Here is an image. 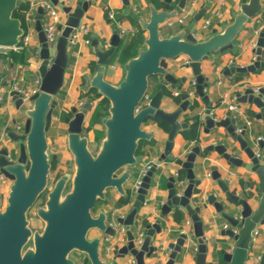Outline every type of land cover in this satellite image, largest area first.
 <instances>
[{"label": "water", "instance_id": "obj_1", "mask_svg": "<svg viewBox=\"0 0 264 264\" xmlns=\"http://www.w3.org/2000/svg\"><path fill=\"white\" fill-rule=\"evenodd\" d=\"M51 1L58 4V0ZM174 1L162 0L159 3L162 8L149 2L148 20L134 15L140 31L147 32V37L138 35L137 38L142 41L144 48L123 63L124 76L117 84L108 81L106 76L110 71L109 62L125 38L121 39L118 31H115L108 48H102L100 42L94 38L92 45L95 47L97 61L85 86L87 89H95L109 100V114L102 119L104 136L98 144L97 152L93 153L89 147V136L83 134L88 114L94 108L93 104L87 101L82 107L73 106L72 115L64 117L67 126L66 144L72 156V169L61 174L50 188L51 160L56 159L57 155L50 153L48 132L59 105L56 97L65 83L69 63V37L80 26L91 3L78 0L76 8L63 7L66 21L58 26L61 33L55 47L48 44L43 30L44 9L38 7L35 14L28 15L27 18L35 22V32L41 44L36 49L41 64L35 72L40 84L37 85V93L31 96L29 105L23 104L22 95L17 90H11L9 96L20 118L0 117V176L3 175L11 181L6 204L0 208V264H79L72 257L75 252L85 255L90 264H110L101 258L102 238L90 237L93 230L111 237L117 233L115 226L108 223V215L104 211L98 214L93 212L97 202L106 199L108 189H115L127 203L134 199L128 214L119 216L114 221L121 227L125 226L127 237V243L118 247L113 252L114 255H132L137 264H146L145 257L151 258L158 252L152 239L161 233L160 221L145 227V238L138 247L134 241L133 226L140 219L139 214L146 204L149 189L158 185V181L153 179L159 166L167 160L176 161L183 167L189 182L183 195L178 196L175 179L173 176L169 178L168 201L163 205V213L167 214L171 209L185 208L192 219L193 234L198 244L194 256L195 264H208V239L199 215L201 207H194L191 202L201 183V179L196 178L194 169L196 159L202 156L203 151L200 146L193 147L185 159H176L172 154L176 135L190 129V124L180 121V116L188 108H193L195 103L183 91L179 107L173 112H166L161 108L166 94L164 88H160L148 103L144 104V99L149 91L150 78L154 76H162L169 85L182 89L187 77L178 79L168 72V61L185 56L189 59L186 66L190 68L196 81L194 96L200 97L210 106L206 95L209 82L202 73L203 62L213 53L234 50L235 40L250 20L257 16L264 18V0H241L240 13L235 15L233 21L221 31L213 30L211 35L200 41L190 32V27L176 33L170 31L168 36H163L165 21L179 15L189 0H177L173 8ZM124 3L130 6L127 0ZM17 8H27V3L23 0H0V48L19 46L25 36L22 21L13 16ZM207 8L205 6L196 14L191 11L190 15H193L194 21H199ZM108 16L107 12L106 17ZM116 27L113 24V28ZM254 53L256 60L253 63L237 66L233 62L225 69V74H250L264 68V29L260 33ZM6 85L7 82H3V86ZM236 99L243 104H255L260 109L258 118H264V88L249 87L243 93L238 92ZM203 117L207 125L206 131L215 127L227 129L232 139L240 144V149L251 160V171L259 177L258 195L248 185H244L245 192L238 193L236 189H230L231 181L223 179L218 168L214 166L211 175L219 189L207 199L214 206L219 218L229 223L230 227L224 228L222 235L234 240V247L230 252L224 249L221 251L223 260L228 264H246L255 244L257 227L264 224V165H261L260 158L250 144L248 128L244 126L239 132V120L231 112L225 118L216 120L211 110L206 109ZM151 119L162 126L170 127L168 140L164 151L143 176L140 187L135 190L126 185L129 181H134V175L143 161V155L137 154L140 141H150L154 136L143 127ZM199 121L200 118H197L195 122ZM259 144L263 145L264 141L259 140ZM207 150L218 152L230 164H243L239 156L227 151L228 147L223 141L207 147ZM46 191L45 205L36 209V215L44 223V228L42 231H34L30 227L29 212ZM252 201L257 203L256 207ZM189 239L191 236L181 234L176 243L170 245L172 252L166 264L175 263ZM260 264H264V254Z\"/></svg>", "mask_w": 264, "mask_h": 264}, {"label": "crops", "instance_id": "obj_2", "mask_svg": "<svg viewBox=\"0 0 264 264\" xmlns=\"http://www.w3.org/2000/svg\"><path fill=\"white\" fill-rule=\"evenodd\" d=\"M23 1L26 2L27 0ZM65 1L67 0H58L57 4V7L62 10L61 17L63 22L66 21V14L63 12ZM68 1H70V6L73 8L77 7L78 0ZM86 1H90L91 4L88 7V10L84 13L81 26H85L89 29L88 37L91 39V43L87 44L84 41V37H82L78 43L69 45L68 47L69 63L65 73V83L59 95L56 97L59 105L56 108L53 125L48 132L50 153L57 155V158L60 150L51 152V147L53 145L59 149L64 148L69 152L66 144L67 126L64 122V117L72 115L71 109L73 106L79 107L80 102L84 101L86 103L89 101L82 96L87 91L91 90L86 88L85 82L92 76L94 72L92 64H96L97 61V57L94 53L95 47L92 45L94 38L100 42L102 48L109 47L110 40L115 31H118L121 39L125 35L129 37H138L140 34L144 35L146 38L147 32H141L139 26H135L132 17L138 15L139 17L148 20L150 17L149 2L157 5L158 8H162L159 4L162 0H127L130 6H126L124 0ZM176 1L177 0L173 3V8ZM222 2L225 4L221 5ZM188 4L191 6L190 12L194 11V14L199 13L205 6L208 8L199 21H194L193 15H189L184 24L175 22L173 26L169 27L164 23V37L168 36V32L170 31L176 33L186 27H190V32L195 35L196 40H203L211 35L213 30L221 31L224 26L233 21L235 15L240 13L241 0H189ZM214 7L220 9L221 17L215 19L211 27L206 31H199L197 28L198 25L205 17L207 18L210 16L211 10ZM36 11L37 9L31 14H35ZM107 12L109 13L108 17H106ZM27 17V30H25V34L28 33L30 35V42L25 48L27 64L22 65L19 62H10L8 58L2 56L6 55L8 52L5 54L3 51H0V90L3 94V100L0 102V117L4 118H13L17 116L14 102L9 96V92L12 90V85L14 83H17L22 89L37 88L36 81L38 76L35 75V72L41 64V59L36 49H39L41 44L39 42L38 34L35 32V22L29 20ZM113 24H116L117 27L113 28ZM258 29H260V33L262 29H264V18L260 16L251 19L245 29L239 33L234 42V50L213 53L207 61L203 62L202 73L204 77L208 78L209 82V88L206 89V95L209 98L210 106L200 97L194 96L192 101L196 103V107H190L185 113H182L180 121L190 124V129L185 131L193 132L194 123L197 118H200L197 139L189 140L184 136L183 132L177 134L174 138L172 154L176 159H185L193 147L196 146H200L201 151H203L202 156L197 157L194 169L196 178L201 179V183L197 187V191L193 194L191 202L194 207H201L199 215L203 220L205 236L208 239L206 258L208 264H228L223 260L221 251L224 249L227 252H230L234 247V240L230 239L227 235H222L224 226L228 225V228L230 227L229 223L219 218V214L216 212L214 206L210 205L207 200L214 191L219 189L217 182L213 180L211 175L213 172L212 167H217L222 178L231 181L230 189H236L238 193L245 192L244 185H248L249 189L258 195L260 183L258 175L251 171V160L244 151L240 149V144L232 139L227 129L224 127H215L206 131L207 125L204 122L203 116L205 110L210 109L216 120L225 118L226 114L230 111H228L225 106L220 105L222 98L226 97L230 101L235 99L239 106V111L231 113L239 120L238 129L242 130L244 126L248 128L250 144L256 152V155L260 158L261 165H264V144L260 145L258 141V137H264V118H258L260 109L255 104H243L236 99L238 92L243 93L245 89L249 87L254 89L264 88V68L258 72L250 74L234 73L232 76L225 74V69L233 62H236L237 66H247L252 63L255 49L254 43H257L260 36V34L259 36L255 34V31ZM143 48L144 44L140 41L139 50ZM184 59L185 56H180L168 61V72L174 74L178 79H181L184 76L187 77L186 83L182 85V92L189 88L192 80H195L190 68L183 65ZM109 65L110 71L108 72L106 79L117 84L124 76L123 63L117 59H113L112 61L110 60ZM112 66L115 67L112 68ZM3 82H7V85L3 86ZM160 83H163L164 87L171 94L175 90H179L178 87L175 88L166 83L162 76H154L150 78V87L147 93L149 99L154 96V94L151 95V91L158 89ZM169 93L164 95L161 108L166 112H173L179 107V103L176 102L173 94L170 95ZM92 104L94 107L95 102H92ZM60 116L62 117V120L59 118ZM89 117L90 113L88 114L87 120ZM86 123L85 127L87 126ZM143 127L147 131L152 132L154 136L150 141H140L138 149L140 151L139 154L143 155V161L134 175V181H129L126 187L134 186L142 169L151 161L155 162L157 160L160 154L164 151L165 144L168 140V133L170 131L169 126L166 128L165 125L162 126L157 121L151 119L145 122ZM84 135H88L90 138L91 134ZM218 141H223V144L228 147L227 151L239 156L243 160V164H230L223 159L218 152L207 150V147L216 145ZM151 146L155 148L153 152ZM70 159L72 165L71 153ZM179 169L180 166L176 161L167 160L161 163L159 170L153 179L154 181H158V185H154L149 189L146 204L143 206L139 214V224L137 223V225L134 226L133 232L135 234L138 230L145 228L140 224L143 220L148 221V224H154L157 221H160V226L162 227L161 233L156 234L152 239L153 244L158 247V252L152 255L151 258L145 257L146 264H166L169 260L170 253L172 252L170 245L176 243L181 235L182 229H186V231L189 232L191 239L186 241L182 252L178 254L174 264H195L194 256L197 253L198 244L193 234V227L186 225L188 219L192 221L191 217L188 215L185 208L180 207L178 212L183 214L184 219L179 223L175 218V212L173 209L167 214H164L162 209L163 205L168 201L169 188L167 187V183L169 178ZM185 178L187 179V177ZM10 185V180H8L6 184H0V208L4 207L6 204ZM219 194L223 195L221 192ZM122 199L124 198L121 197L115 189H108L106 192V199L101 201L94 213L98 214L100 211H104L108 215V223L114 222L117 217L126 216V214H128L132 202L134 201L133 199L130 203L121 202ZM251 203L254 207L257 206L256 202L252 201ZM204 204H206V207H204ZM114 226L117 229V233L111 239V245L114 249L113 252L118 247H123L127 243L126 233L120 231L122 227L116 222ZM257 231L258 233L255 238V244L249 253V258L246 264H260V257L264 254V224H259ZM97 236L102 238L101 258L105 262L110 264H129L132 261V255L116 257L113 252L106 254L104 252L105 235L97 230L90 232L91 238ZM72 257L76 259L79 264H90L85 255L75 252L72 254Z\"/></svg>", "mask_w": 264, "mask_h": 264}, {"label": "built area", "instance_id": "obj_3", "mask_svg": "<svg viewBox=\"0 0 264 264\" xmlns=\"http://www.w3.org/2000/svg\"><path fill=\"white\" fill-rule=\"evenodd\" d=\"M224 4L225 3L222 2L221 5H224ZM64 5L70 6V1H68V0L65 1ZM38 7H42L44 9L43 30L45 32L47 42L50 46L55 47L57 40H58L60 33H61V31L58 29V26L60 24H64L62 17H61L62 10L60 8H58L57 5H55L51 0H30L29 8L26 12V17L29 14H31L33 11L38 9ZM190 8H191V6L189 4H187V6L181 11V13L179 15H177L176 17H174L172 19L166 20L165 21L166 25L171 27L174 25L175 22H177L179 24H184L186 22V18L190 15ZM220 17H221L220 9L218 7H214L211 10L210 16H208L207 18L205 17L202 20V22L198 25L197 28L199 29V31H204V30L206 31L208 28L211 27L213 21L217 18H220ZM255 34L257 36H259L260 29L256 30ZM88 35H89V29L85 26H81V24H80V26L78 28H76L74 30V32L70 35L69 45H73V44L78 43L82 37H84V41L87 44H90L91 39L88 37ZM193 36L195 37V35H193ZM85 37H87V38H85ZM29 42H30V35L28 33H26L19 46H16L13 48H0V51H3L5 54L11 50L16 51V52H20L28 46ZM254 47L255 48L257 47V43H254ZM255 60H256V54L254 53V55L252 57V63ZM187 64H189V59L187 57H185V59L183 60V65H187ZM114 67L115 66H112V68H114ZM36 84L37 85L40 84L39 78L37 79ZM195 85H196V81L192 80L190 85H189V88L184 90L192 98L194 97ZM12 90H17L22 95L23 104L29 105L31 103L30 98L33 94L37 93L38 87L37 88L22 89L19 87V85L17 83H14L12 85ZM182 93L183 92L179 89V90H175L172 94L174 97L177 98V97H180L182 95ZM2 100H3V94H2V91L0 90V102H2ZM149 101H150L149 96L146 95V97L144 99V104L148 103ZM84 104H85L84 101L80 102L79 107H82ZM220 105L225 106L227 108V110L230 112L236 113L239 111V106L237 105L235 99L233 101H230L226 97H223ZM240 131L241 130H239V132ZM259 140L264 141V137H258V141ZM153 163H154V161H151L142 169L140 176L138 177L137 181L134 183L133 188L135 190L140 187L143 176L151 168ZM173 177L175 179L174 184H175V187L177 188V195L182 196L184 189L186 188V186L188 184V180L180 174L179 170L174 173ZM8 180L9 179L4 177L3 175L0 176L1 184H3V183L6 184L8 182ZM111 224L114 226L115 222H111ZM186 225L192 226V221L188 219L186 221ZM224 228L227 229L228 225H225ZM120 231L122 233H126L125 226H122ZM257 233H258V231L256 230L255 234L257 235ZM181 234L189 235V232L186 231V229H182ZM145 235H146L145 228H142V229L137 231V233L135 234V239H134L135 245L137 247L143 243ZM111 239H112L111 236H105V238H104V241H105L104 252L106 254H110L114 250L112 245H111ZM129 264H137V263H136V260L133 258Z\"/></svg>", "mask_w": 264, "mask_h": 264}, {"label": "trees", "instance_id": "obj_4", "mask_svg": "<svg viewBox=\"0 0 264 264\" xmlns=\"http://www.w3.org/2000/svg\"><path fill=\"white\" fill-rule=\"evenodd\" d=\"M156 1V0H153ZM27 8H17L14 13L13 16L16 18H19L22 23H23V27L25 30H27V24H26V12L29 8V3L30 0H27ZM132 21L134 22L135 26L138 27L137 24V20L132 17ZM124 43H121L120 46L118 47L117 53L115 54V56L111 59V61L113 59H117L120 62L124 63L125 61H127L128 59H130L131 57H134L139 50V46H140V41L137 39L136 36H124ZM3 57L8 58V60H10V62H19L22 65H26L27 64V56H26V50L23 49L20 52H14L13 50L9 51L6 55H2ZM96 66V64H92V68L94 69ZM164 88L165 92L168 94L169 91L164 87L163 83H160L159 88ZM158 89H155L153 91H151V95L155 94L157 92ZM170 95H172L171 93H169ZM83 98H86L87 100H89L90 102H95L94 108L92 110V112L90 113V117L88 118V125L86 127H84V134H89L90 132L94 133L95 136V142L97 144H99L100 140L103 138L104 136V130L99 131L97 129L98 125H102V119L106 116H108L109 114V100L105 97H103L101 94H99L95 89H91L90 91H87L85 94H83L82 96ZM177 103H182L181 101V97H174ZM194 107H196V103L194 105ZM193 107V108H194ZM198 125L199 122H195L194 123V131L193 132H189V131H182L184 136L189 139V140H196L197 136H198ZM166 128H168V125H165ZM155 148H153L151 146V150L152 152L154 151ZM139 149L137 151V153L139 154ZM51 164H52V168H51V172L55 171L59 165V159H52L51 160ZM180 174L183 177H186V170L183 167H180L179 169ZM61 172H58L57 174V178L61 175ZM56 178V179H57ZM45 193H43L39 199L44 200L45 198ZM121 202H125L124 199L121 200ZM101 203V201H98L93 212H95L99 206V204ZM179 209H175L173 210L175 212V218L176 220L180 223L182 222V220L184 219V216L182 213L178 212ZM139 222V221H138ZM135 223V225H137V223ZM139 224V223H138ZM140 224H142L143 227H146L148 225V221L143 220L140 222ZM134 225V226H135ZM133 226V229H134Z\"/></svg>", "mask_w": 264, "mask_h": 264}, {"label": "rangeland", "instance_id": "obj_5", "mask_svg": "<svg viewBox=\"0 0 264 264\" xmlns=\"http://www.w3.org/2000/svg\"><path fill=\"white\" fill-rule=\"evenodd\" d=\"M59 118H61V120H62L61 116ZM86 122H87L86 124L88 125V120H86ZM97 129L99 131L104 130L102 125H98ZM89 134H91L90 135L91 142H90V146H89L90 150L93 153H96L97 152V148H98V144L95 142L94 133L90 132ZM56 150H58V151L60 150V152L58 153L59 165H58V167H57V169L55 171L50 172V185H49V188L52 187L53 184L55 183L56 178H57L56 176H57L58 172H61L63 174V173H66L67 171H69V169H72V167H69V166H72L71 165V159H70V153L67 150H65L64 148H60L59 149V148H56L53 145L51 147V152H56ZM47 192L48 191L45 192L44 200L38 199V201L36 202L35 206L29 212L30 227L34 231H42L43 228H44V223L36 215V209L39 206L43 207L45 205V202H46V199H47Z\"/></svg>", "mask_w": 264, "mask_h": 264}]
</instances>
